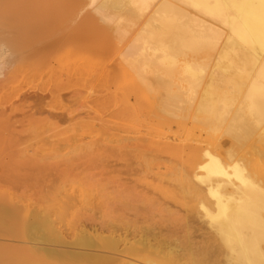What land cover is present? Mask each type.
Returning <instances> with one entry per match:
<instances>
[{
  "label": "bare ground",
  "instance_id": "bare-ground-1",
  "mask_svg": "<svg viewBox=\"0 0 264 264\" xmlns=\"http://www.w3.org/2000/svg\"><path fill=\"white\" fill-rule=\"evenodd\" d=\"M37 1L0 0L9 19L0 20V90L9 88L18 101L12 111L26 106L33 121L46 113L42 120L55 126L96 129L102 118H76L70 103L79 97L75 86L85 81L96 113L103 103L94 94L104 78L101 63L79 45L71 60L65 54L37 56L39 49L26 52L10 29V20ZM43 1L84 3L111 28L116 60L130 75L133 95L146 96L151 117L188 121L204 135L191 145L162 136L138 143L152 150L150 166L163 163L175 171L181 197L195 200L194 213L210 232L194 244L182 240L190 250L186 264H220L215 252L224 264H264V0ZM30 79L40 83L26 88ZM172 156L190 173L168 163ZM61 250L92 253L71 240Z\"/></svg>",
  "mask_w": 264,
  "mask_h": 264
},
{
  "label": "rangeland",
  "instance_id": "rangeland-1",
  "mask_svg": "<svg viewBox=\"0 0 264 264\" xmlns=\"http://www.w3.org/2000/svg\"><path fill=\"white\" fill-rule=\"evenodd\" d=\"M83 5L38 0L10 20L26 52L71 60L79 45L101 63L104 78L94 94L103 103L95 104L96 113L85 81L75 86L79 97L70 105L76 118L103 121L96 129L55 126L42 120L46 113L33 121L26 106L12 111L18 101L9 88L0 90V264H186L190 250L182 240L194 244L210 232L194 213L195 200L181 197L175 171L150 166L152 150L138 143L155 136L191 145L204 135L188 121L151 117L146 96L133 95L130 75L116 60L111 28ZM0 20L9 21L2 10ZM92 139L101 140L86 146ZM167 159L190 173L175 156ZM69 240L92 253L61 250ZM212 255L224 264L221 253Z\"/></svg>",
  "mask_w": 264,
  "mask_h": 264
}]
</instances>
